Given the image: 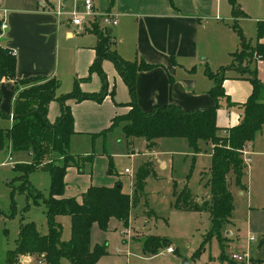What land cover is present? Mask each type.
Listing matches in <instances>:
<instances>
[{
	"label": "trees",
	"instance_id": "trees-1",
	"mask_svg": "<svg viewBox=\"0 0 264 264\" xmlns=\"http://www.w3.org/2000/svg\"><path fill=\"white\" fill-rule=\"evenodd\" d=\"M170 1V0H169ZM230 15L236 18L244 12L239 9L236 0H228ZM255 42L251 45L235 27L238 35V48L230 52L234 66L251 84L249 93L244 100H230L224 92L222 79L223 68L210 71L204 68L205 74L211 80L207 88L210 97L208 105L185 109L174 103L155 105L149 110H142L135 102L134 76L140 69H147L153 64L134 56L131 59L121 57L110 47L112 37L107 29L94 25L91 31L96 35L93 45L94 57L87 67V74L74 77L72 87L66 92L55 93L58 79L41 75L16 77L14 73L13 51L4 45L0 29V77L11 78L18 88L12 103V122L9 127H0V149L8 146L12 150L24 149L30 153V161L14 163L13 169L21 171L16 175L21 181L17 189L27 190L33 194V202L38 192L27 180V172L34 168L46 169L49 174L47 194L43 199L46 231L40 232L32 220L19 221L15 237V247L6 252L5 264H11L20 254L35 253L40 264H58L60 256H65L69 264H93L104 252L102 245H89V230L92 223L104 227L110 216H114L126 224L130 207L139 197H144L143 176L151 169V161H143L133 175L131 194L121 189L119 179L111 185L89 184L76 198L64 194L65 167L73 164L81 171L82 162L92 158L93 153L72 154L68 151L69 136L74 131L72 114L68 99L79 101L84 98L100 100L106 93V76L101 67V60L107 58L125 83L129 99L115 104H125L128 108L111 116L107 127L121 122V129L126 137L139 136L145 141L146 148L154 147L156 139L161 136H181L197 150L198 141L209 144L210 164L207 168L205 184L208 185V198L199 203L196 195L191 193L184 183L179 190L172 189V204L182 209H206L209 214L211 227L208 234L213 232L220 238V229L229 222L233 208L228 179L236 185H242L240 178L243 174L241 148L252 139L264 120V82L256 75L255 66L240 64V59L246 56V61L264 59V41H259L264 30L263 20H256ZM234 28V24H232ZM96 72L100 87L98 90H82L79 81L88 79L91 72ZM243 72V73H242ZM30 81L26 87L19 88L18 84ZM113 96V87L109 90ZM59 104V113L50 121L47 118V104L50 100ZM226 107H235L240 119L225 128L222 134L215 123V111L219 102ZM0 115L4 114L0 111ZM79 159L78 164L77 158ZM107 172H111L108 165ZM231 173L230 176L228 174ZM34 189V191H32ZM69 216V236L61 238V224L57 215ZM141 249L153 254L166 246L168 240L158 233H146L139 237Z\"/></svg>",
	"mask_w": 264,
	"mask_h": 264
},
{
	"label": "rangeland",
	"instance_id": "rangeland-1",
	"mask_svg": "<svg viewBox=\"0 0 264 264\" xmlns=\"http://www.w3.org/2000/svg\"><path fill=\"white\" fill-rule=\"evenodd\" d=\"M261 19L264 22V19ZM256 20L247 16L225 20L230 29L228 33L223 34V38L228 39L230 35L236 47L238 41L236 27L253 45L256 40ZM260 39L264 40V30ZM214 41L210 42L213 47ZM230 52L229 55L223 53L221 58L213 57L208 61L202 59L197 62L204 74V68L215 72L220 66H225L223 79L227 78L230 81L226 89L233 96L241 92L244 87L242 81L247 83L248 79L245 76L247 73L241 74L234 66L228 67L233 62ZM257 60L246 61V56H243L237 66L254 65L256 75L260 72L264 76V66L257 63ZM101 67L105 72L102 65ZM238 77L247 80L239 81ZM97 78H99L97 73L93 71L85 81L89 85H95V90H98L100 80L98 85ZM59 79L61 90L66 92L71 89L73 79L70 84L68 77L66 83L63 78ZM29 83L30 81H25L18 86L26 87ZM102 98L95 101L101 102ZM219 103L217 108L223 107V102ZM107 126L108 123L92 129L89 133L74 134L69 139H73L68 143L69 151L93 153L91 159L80 164L81 171L76 168L74 162L70 164L72 166L65 167V180L69 188L78 191V187L89 181L107 185L114 179H119L121 187L126 190L133 180L134 172L143 161L151 159L152 167L143 176L144 197L134 201V207L129 209L128 213L131 219L128 217L126 224L114 216L108 218L104 227L98 226L95 222L91 224L89 245L98 244L104 248V252L93 264H264V121L252 137L251 146L247 151L250 159L247 161L242 159L244 163L242 193L239 190L232 193L233 208L230 218L234 223L227 222L221 227L220 238L214 232L208 234L211 222L206 209H182L172 204L173 182L176 183V190L185 182L191 193H202L199 196L200 201L206 196L208 198V195L203 193L209 190L208 185H204L206 170L210 164L209 146L197 143L198 149L194 150L181 136H162L153 155L150 156L151 154L147 152L150 148H146L139 136L124 135L121 122L111 127ZM28 161L30 153L24 149L12 150L8 146L0 149V264H5L7 250L15 247L20 219L32 220L40 232L46 231L42 198L46 196L49 184L47 170L37 167L28 171L26 175L29 183L38 192L35 196L37 202L32 200L35 193L30 194L26 189L22 191L17 189L21 180L16 175L21 171L13 169L12 165ZM78 162L77 158L76 163ZM108 165L111 166V172H107ZM124 168H127V171H124ZM230 175L231 173L228 174ZM231 181L232 178H229L228 182L232 183ZM57 219L61 224V238H67L70 231L69 216L59 214ZM148 230L165 236L169 243L166 246L171 245L173 251L165 252L164 246L153 254L144 252L139 237ZM248 235H252L255 242H250ZM243 251L248 255L247 261L231 259L232 253ZM32 254L34 256L23 260L17 257L11 264H40L35 258L39 255ZM58 264H69V261L65 256H60Z\"/></svg>",
	"mask_w": 264,
	"mask_h": 264
},
{
	"label": "crops",
	"instance_id": "crops-1",
	"mask_svg": "<svg viewBox=\"0 0 264 264\" xmlns=\"http://www.w3.org/2000/svg\"><path fill=\"white\" fill-rule=\"evenodd\" d=\"M79 1L0 0V5L5 8L3 17L6 22L2 39L4 45L13 51L16 77L41 75L57 78L58 86L55 88V93H60L64 90L59 88V78H63L66 83V77H68L70 84L74 77L87 74V67L94 57L93 45L96 35L90 29L78 28L64 21L57 22L53 12L59 3H64V6L68 7ZM92 1L98 10L111 11L116 14L117 22L111 26L109 31L112 37L110 47L123 58L131 59L137 56L153 64L150 68L135 72L134 96L140 109L149 110L155 105L164 103H174L185 109L199 108L209 104L210 97L207 88L211 84V80L200 70L198 62L202 59L208 61L213 57L221 58L223 53L229 55V52L238 46V41L236 47L233 45L230 35H228V39L223 38V34L228 33V29H230L225 20L232 17L228 0ZM236 1L239 9L244 12L243 15H238L236 18L247 16L255 20L264 19V0ZM99 28L102 27L99 26ZM212 40H215L214 47L210 44ZM258 40L264 41L260 37ZM257 63L264 66V59H258ZM101 65L105 69L107 81V94L101 102L90 98L79 101L67 100L70 105L74 130L69 139L74 134L89 133L94 128L109 124L111 116L122 113L128 108L125 104H115L127 101L129 95L125 83L113 67L112 62L103 58ZM257 76L264 82V76L260 72ZM242 79L247 80L241 77L239 81ZM97 82L99 85V78H97ZM229 82L227 78H224L222 86L230 100L235 102L244 100L251 88L249 80L247 83L242 81L243 89L238 95L233 96L226 89ZM79 86L86 91L96 89L95 85H89L85 80L79 81ZM112 87L113 96L111 97L109 90ZM17 90L18 88L15 87L11 78L0 77V111L7 114L0 115V127L7 128L12 122V117L9 115L12 114V103ZM58 113V102L54 99L50 100L46 111L48 120L52 121ZM239 119V112L235 107H226L223 104V107L216 108L215 123L219 127V134H222L228 126L236 124ZM161 137L156 139L154 147L147 149L150 156L153 155ZM140 139L145 143L141 137ZM69 141L71 142L73 139ZM251 142L252 139L243 145L248 160L250 155L247 151H249ZM198 143L209 146L203 141H198ZM80 154H87V151ZM206 176L207 170L204 179ZM242 176L240 178L242 185H236L233 181L229 183L231 197L235 190L242 193ZM89 184L101 183L89 181L84 186L78 187L79 190L76 191L77 189L69 188L65 180L64 194L79 198L80 193ZM175 185L176 183L173 182L172 187L176 190ZM131 186L132 180L126 190L122 187L121 189L129 193ZM194 194L196 195L195 200L199 203V196L202 193ZM203 194L208 195V192ZM132 207L134 206L132 205L130 210ZM231 214L232 210L230 216ZM230 216L229 222L232 223L233 220ZM128 217L131 219V216ZM146 233L156 232L148 230ZM249 241L255 242L254 239ZM172 251L173 247L171 251L165 252ZM29 256L34 255H19L18 258L23 260ZM249 257L251 258V256ZM35 258L38 261L36 256Z\"/></svg>",
	"mask_w": 264,
	"mask_h": 264
},
{
	"label": "built area",
	"instance_id": "built-area-1",
	"mask_svg": "<svg viewBox=\"0 0 264 264\" xmlns=\"http://www.w3.org/2000/svg\"><path fill=\"white\" fill-rule=\"evenodd\" d=\"M5 8L0 5V29L6 27L5 18L3 13ZM54 15L57 22H68L78 28L92 29L94 25L101 26L104 29H107L113 26L117 22L116 14L111 11H100L98 10L92 0H80L78 3H73L72 5L65 7L64 3H59L57 7L53 9ZM12 114L10 113L9 116ZM242 159L247 161L248 157L246 156V150L241 148ZM2 163V162H1ZM124 171H127V168H124ZM249 240H253L252 235H248ZM165 251H171L172 247H164ZM231 259L235 261H242L248 259V255L245 251L241 253H232ZM40 262V260H38Z\"/></svg>",
	"mask_w": 264,
	"mask_h": 264
},
{
	"label": "water",
	"instance_id": "water-1",
	"mask_svg": "<svg viewBox=\"0 0 264 264\" xmlns=\"http://www.w3.org/2000/svg\"><path fill=\"white\" fill-rule=\"evenodd\" d=\"M107 30L110 31L111 30V27H109Z\"/></svg>",
	"mask_w": 264,
	"mask_h": 264
}]
</instances>
